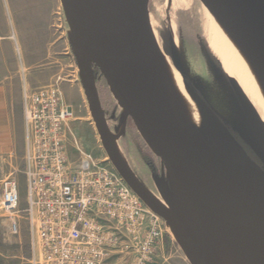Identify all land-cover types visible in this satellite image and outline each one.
Returning <instances> with one entry per match:
<instances>
[{
    "label": "water",
    "instance_id": "obj_1",
    "mask_svg": "<svg viewBox=\"0 0 264 264\" xmlns=\"http://www.w3.org/2000/svg\"><path fill=\"white\" fill-rule=\"evenodd\" d=\"M200 2L242 50L264 84V0ZM61 3L83 89L104 149L133 192L165 221L190 263L211 264L172 209L174 194L200 222L223 229L227 235L264 243V159L233 129L261 164L252 159L233 136L230 125L183 76L218 132V158L199 145L188 112L169 80V64L152 27L150 0ZM225 75L233 84L238 104L264 156V124L244 92ZM99 77L122 109L124 121H132L161 163L171 200L166 182L159 186L157 195L124 160L104 114L97 86Z\"/></svg>",
    "mask_w": 264,
    "mask_h": 264
},
{
    "label": "built area",
    "instance_id": "obj_2",
    "mask_svg": "<svg viewBox=\"0 0 264 264\" xmlns=\"http://www.w3.org/2000/svg\"><path fill=\"white\" fill-rule=\"evenodd\" d=\"M27 142L22 204L15 172L0 179V210L12 235L26 228L31 264H153L163 238L162 219L115 170L79 147L73 165L65 126L73 109L59 86L25 89Z\"/></svg>",
    "mask_w": 264,
    "mask_h": 264
},
{
    "label": "rangeland",
    "instance_id": "obj_3",
    "mask_svg": "<svg viewBox=\"0 0 264 264\" xmlns=\"http://www.w3.org/2000/svg\"><path fill=\"white\" fill-rule=\"evenodd\" d=\"M149 8L151 22L158 36V43L168 58L169 64L181 74L183 79L186 77L226 123L232 129L236 128L257 151L258 143L238 104L233 84L226 78L218 58L205 47V42L207 43L205 28L208 18L204 12V5L200 0H150ZM60 14L63 16V26H59L56 37L59 38L60 44L63 43L62 53H59L61 62L59 64L61 65H58L63 71L57 77L40 74L43 85L39 88L52 87L58 81L60 92H62V88L65 92V97L62 96V99L67 105V101L78 100L77 93L73 89L83 85L75 52L70 43V29L63 10ZM59 24L61 25L62 21L59 20ZM184 81L186 80L184 79ZM234 85L236 86V84ZM97 86L104 114L114 138H117L116 142L124 160L138 178L157 195H159V186L166 182L167 197L171 200L167 174L161 163L149 151L132 121H124L123 111L109 93L105 80L99 77ZM80 104V112L75 113L73 120L66 123L65 126L68 160L73 165L80 162L79 147L96 161L104 160L105 168H112L116 171L102 144L86 93H84L83 101ZM234 118H237L243 126H238ZM27 151L26 142L24 151L14 156L11 159V166L2 167L0 172V179L11 172L16 173L23 205H25L27 194L26 182L23 177ZM147 152L151 153V158H148ZM145 157L148 160H145ZM162 221L163 238L159 243L156 260L153 264H191L170 228L167 227L163 219ZM30 243L26 228H23L20 236L11 234L8 221L0 210V264H31Z\"/></svg>",
    "mask_w": 264,
    "mask_h": 264
},
{
    "label": "crops",
    "instance_id": "obj_4",
    "mask_svg": "<svg viewBox=\"0 0 264 264\" xmlns=\"http://www.w3.org/2000/svg\"><path fill=\"white\" fill-rule=\"evenodd\" d=\"M62 10L61 0H0V172L25 149L24 90L42 89L40 74L57 77L63 71V43L56 37ZM79 86L73 89L78 100L67 101L74 116L85 93Z\"/></svg>",
    "mask_w": 264,
    "mask_h": 264
},
{
    "label": "bare ground",
    "instance_id": "obj_5",
    "mask_svg": "<svg viewBox=\"0 0 264 264\" xmlns=\"http://www.w3.org/2000/svg\"><path fill=\"white\" fill-rule=\"evenodd\" d=\"M204 12L208 18L205 38L209 48L220 61L229 79L244 92L264 124V84L262 80L242 50L205 6ZM154 34L158 41L155 30ZM166 59L169 64L167 57ZM169 70V80L188 112L199 145L209 155L218 158L217 143L220 138L204 104L184 81L181 74L170 64ZM234 119L238 126H243L237 118ZM244 132L247 133L246 130ZM257 151L264 159L259 144ZM158 198L164 202L159 196ZM172 209L211 264H264L263 242L227 235L223 229L200 222L194 212L182 205L176 194L173 195Z\"/></svg>",
    "mask_w": 264,
    "mask_h": 264
},
{
    "label": "trees",
    "instance_id": "obj_6",
    "mask_svg": "<svg viewBox=\"0 0 264 264\" xmlns=\"http://www.w3.org/2000/svg\"><path fill=\"white\" fill-rule=\"evenodd\" d=\"M205 47L206 49L212 53L211 49L208 46V43L205 42ZM186 82V81H185ZM187 83V82H186ZM188 84V83H187ZM189 85V84H188ZM199 94V93H198ZM200 95V94H199ZM201 97V95H200ZM205 101V100H204ZM230 131L232 132L233 136L239 141V143L244 147V149L247 151V153L252 157V159H254L257 163L261 164V161L259 160V158L257 157V155L253 152V150L243 141V139L232 129L230 128ZM148 158H151L152 155L150 152H147ZM148 158H144L145 160H148Z\"/></svg>",
    "mask_w": 264,
    "mask_h": 264
}]
</instances>
